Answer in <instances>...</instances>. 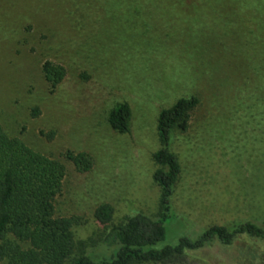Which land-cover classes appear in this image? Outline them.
<instances>
[{
	"label": "rangeland",
	"instance_id": "1",
	"mask_svg": "<svg viewBox=\"0 0 264 264\" xmlns=\"http://www.w3.org/2000/svg\"><path fill=\"white\" fill-rule=\"evenodd\" d=\"M46 61L65 70L54 89ZM190 97L188 127L169 144L180 176L158 248L214 225L264 224V0H0V127L64 165L54 214L74 219L73 257L108 256L111 226L159 217L157 118ZM120 103L126 134L107 121ZM67 151L92 168L79 173ZM102 204L113 209L107 226L94 217ZM132 264H264V244L239 238Z\"/></svg>",
	"mask_w": 264,
	"mask_h": 264
},
{
	"label": "trees",
	"instance_id": "2",
	"mask_svg": "<svg viewBox=\"0 0 264 264\" xmlns=\"http://www.w3.org/2000/svg\"><path fill=\"white\" fill-rule=\"evenodd\" d=\"M45 81L54 89L64 78L60 65L46 61L42 65ZM196 97L181 98L168 109L160 111L157 131L162 148L152 159L158 166L153 174L160 188L159 217L154 220L136 214L123 223L111 226L100 243L111 254L95 258L92 253L73 257L75 241L73 218L56 217L54 202L61 192L64 165L49 156L28 148L20 139L8 137L0 127V264H132L163 262L204 248L214 242L229 247L239 238L264 244V224L234 221L214 225L195 238L182 236L174 245H157L166 239L165 224L173 221V194L180 176L177 156L170 151L173 130L185 131L189 113L197 106ZM34 111L33 115H36ZM131 110L128 104H117L108 114L110 128L118 134L129 131ZM64 159L79 173L92 168L91 157L84 152L67 151ZM113 216L108 204L98 206L95 220L107 226ZM10 237V238H7ZM27 245L23 247L22 245Z\"/></svg>",
	"mask_w": 264,
	"mask_h": 264
}]
</instances>
